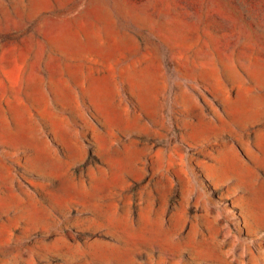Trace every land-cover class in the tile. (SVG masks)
<instances>
[{
	"label": "rangeland",
	"instance_id": "obj_1",
	"mask_svg": "<svg viewBox=\"0 0 264 264\" xmlns=\"http://www.w3.org/2000/svg\"><path fill=\"white\" fill-rule=\"evenodd\" d=\"M0 264H264V0H0Z\"/></svg>",
	"mask_w": 264,
	"mask_h": 264
},
{
	"label": "bare ground",
	"instance_id": "obj_2",
	"mask_svg": "<svg viewBox=\"0 0 264 264\" xmlns=\"http://www.w3.org/2000/svg\"><path fill=\"white\" fill-rule=\"evenodd\" d=\"M230 63H228V65H229ZM226 67H227V65H226ZM229 68H230V66H229ZM235 68V67H234ZM227 69V68H226ZM231 70H233V69H231ZM231 70H229V71H231ZM256 70V69H255ZM235 70H233V72H234ZM234 73H236V72H234ZM257 75V74H256ZM259 75V74H258ZM145 222V221H144ZM146 223V222H145Z\"/></svg>",
	"mask_w": 264,
	"mask_h": 264
}]
</instances>
